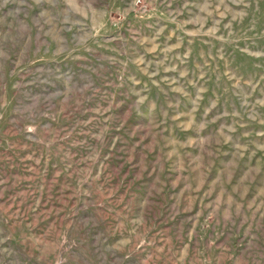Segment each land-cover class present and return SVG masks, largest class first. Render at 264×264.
<instances>
[{"label": "rangeland", "instance_id": "obj_1", "mask_svg": "<svg viewBox=\"0 0 264 264\" xmlns=\"http://www.w3.org/2000/svg\"><path fill=\"white\" fill-rule=\"evenodd\" d=\"M0 0V264H264V0Z\"/></svg>", "mask_w": 264, "mask_h": 264}, {"label": "built area", "instance_id": "obj_2", "mask_svg": "<svg viewBox=\"0 0 264 264\" xmlns=\"http://www.w3.org/2000/svg\"><path fill=\"white\" fill-rule=\"evenodd\" d=\"M136 4L141 7L142 6V3H141V0H136Z\"/></svg>", "mask_w": 264, "mask_h": 264}]
</instances>
